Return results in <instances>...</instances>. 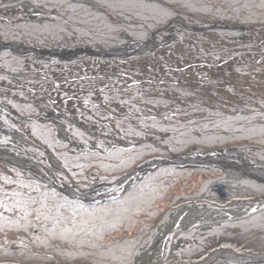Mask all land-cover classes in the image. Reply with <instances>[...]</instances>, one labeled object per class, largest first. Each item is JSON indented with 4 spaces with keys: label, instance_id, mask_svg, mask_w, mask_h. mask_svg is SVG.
I'll use <instances>...</instances> for the list:
<instances>
[{
    "label": "rangeland",
    "instance_id": "1",
    "mask_svg": "<svg viewBox=\"0 0 264 264\" xmlns=\"http://www.w3.org/2000/svg\"><path fill=\"white\" fill-rule=\"evenodd\" d=\"M66 2L98 14L107 13L96 0ZM171 10L173 18L152 30V39H127L111 46H98L89 39L79 46H50L49 36L33 31L35 27L30 30L40 35L35 39L40 43H28L12 35H16L19 29L15 28L20 24L41 27L55 22L56 10L45 9L34 1L0 3V31L4 25L14 27L11 38H0V105L13 115L4 114L1 119L15 134L41 149L0 135V158L10 161H0V264H94L85 257V249L79 245L82 243L56 238L57 245L54 232L44 231L42 223L48 217L55 220L49 225L52 228L64 214L63 199L81 203L58 188L71 185L87 190L94 185H109L156 156L228 152L237 157L230 162L247 161L251 166L264 167L262 126L252 130L256 138L248 141L249 145L236 141L181 155L167 152L170 150L166 143H177L188 131L197 136L234 132L243 135L247 134L244 128L264 125V23L230 26L185 15L177 6ZM110 19L115 25L125 22L118 16ZM65 30L72 39L79 38L77 33ZM67 33L63 34L68 37ZM134 42L143 44L133 46ZM123 46L131 50L122 56H94ZM23 47L29 52H21ZM32 50L45 56L37 58ZM53 51L69 53L50 55ZM48 114L63 123L69 133L67 140L60 139L52 122L37 120ZM237 117L238 123L234 120ZM140 144L165 154L147 155L150 157L129 169L119 168L128 156H116L118 150ZM237 153L242 154L241 158ZM11 162L51 178L56 187L37 181L31 171ZM200 165L195 168L205 171L191 174L187 181L191 185L184 189L190 190L188 194L200 191L199 197L190 201L179 198L171 205L164 222L138 248L130 264H161L172 257L176 261L196 260L219 242L240 244L238 247L242 245L246 254H264V183L236 177L237 170L231 167L223 171L217 166L212 169ZM206 182L207 186L200 190ZM208 186L212 187L210 192ZM242 207L249 210L204 221L203 213L211 216L212 210ZM199 208L201 212L196 211ZM214 223H218V238L213 236L214 229L210 230ZM185 230L188 236L176 235ZM86 232L81 237L86 238ZM64 248L76 257L56 255ZM199 248L204 250L199 253ZM83 255L84 260L77 258Z\"/></svg>",
    "mask_w": 264,
    "mask_h": 264
},
{
    "label": "trees",
    "instance_id": "2",
    "mask_svg": "<svg viewBox=\"0 0 264 264\" xmlns=\"http://www.w3.org/2000/svg\"><path fill=\"white\" fill-rule=\"evenodd\" d=\"M2 1L9 3L34 1L42 7L44 6L45 9L56 10L58 13H56L55 22L47 23L41 27L37 24H28L27 26L20 24L15 28L19 29L15 33L16 35H12V38L17 36L20 40L28 43L32 41L40 43V40H35L40 35H35V32L30 30L35 27L36 29L33 31L38 30L43 33V36H49L50 46L58 44L79 46V43L89 39H92L98 46H111L123 43L127 39L144 40L152 30L173 18L172 6L179 7L183 13L185 12V15L205 17L213 23H224V25L230 26L264 23V0H112L110 2L96 0L107 11L105 14L95 13L94 10L70 4L66 0H0V3ZM112 16L122 18L127 24L125 22L118 25L113 24L110 19ZM4 28L0 31V38L2 40L11 38L10 32L14 30V27L4 25ZM65 28L70 32L77 33L79 38L72 39ZM63 33H67L68 37ZM223 33L226 34V31ZM228 34L231 33L228 32ZM243 119L246 118L243 117ZM234 120L238 123L240 117ZM261 126L264 127V125H260L244 128L247 134L243 135L234 132L213 134L214 136L207 133L197 136L189 135L188 131L181 135L185 138L177 143L167 142L166 147L170 151H166L181 155L204 148L217 149L221 146H228V144L233 145L236 141L239 143L244 141L243 144L240 143L242 146L249 145L251 142L248 141L256 138L251 134L252 130ZM210 137L214 139L212 140ZM205 139L208 141H204ZM150 147L140 144L132 146L130 149L118 150L116 156H128L119 168L129 169L150 157L147 155L165 154L163 150ZM146 148L149 150H144ZM204 171L198 168L182 169L159 166L144 176L141 182L127 189L120 197L90 205L68 202L63 199L61 202L65 203L66 207L64 214L59 217V222L52 228L49 225H52L55 220L53 217H48L49 220L42 223L45 225L44 231L54 232L55 239L67 238L68 242L75 240L82 243L79 245L85 249V257L94 264H130L138 248L148 242L157 227L164 222L171 210V205L179 198L190 201L199 197L200 191L188 194L190 190L184 191V189L191 185V183H187L191 174H201ZM207 184V182L204 183L199 189L203 190ZM211 188L208 186L207 192H210ZM85 230L87 231L86 238H83L81 235L85 233ZM188 233L184 232L183 237L188 236ZM240 234L244 236L246 232L240 231ZM112 236L113 240L111 241L109 239ZM55 243L58 245L57 239ZM73 245L76 249L78 248V244ZM62 250L63 252L59 250L56 255L70 254L69 249ZM203 250V248H199L198 252L201 253ZM70 256L76 257L73 254ZM77 258L84 260V255L77 256Z\"/></svg>",
    "mask_w": 264,
    "mask_h": 264
},
{
    "label": "bare ground",
    "instance_id": "3",
    "mask_svg": "<svg viewBox=\"0 0 264 264\" xmlns=\"http://www.w3.org/2000/svg\"><path fill=\"white\" fill-rule=\"evenodd\" d=\"M14 49V47H11ZM24 48V47H23ZM24 51L21 52H29V50H26L25 48L22 49ZM131 50V49H130ZM69 51V50H68ZM68 51L65 52H57L53 51L50 53V55H55L59 56L58 54H67L69 53ZM129 48H116L113 53L114 54H122L125 52H128ZM31 52V51H30ZM72 52V51H70ZM32 53L37 57V58H43L45 55L44 53L41 54V52L38 51H33ZM62 54V55H63ZM106 54V53H105ZM108 55V54H106ZM12 115L9 110H7L5 107L0 105V135H8L12 138H19L24 141V143H27V140L25 138L20 137L18 134H15L9 127L6 126L5 122L1 119L3 115ZM13 116V115H12ZM41 121L45 119L51 120L58 132H59V137L62 140H67V137L69 136V133L65 130L63 123L57 122L50 117L47 118H40ZM242 154L237 153L238 158H241ZM236 153H232L231 155L228 152H213V153H199L198 155H194L192 157H184V159H174V160H168V159H157L155 161L146 163L139 167L138 169L134 170L133 172L124 175L118 179H115L113 183L109 185H104L101 187H98L94 185L92 188H89L87 190H81L79 188H74L71 185H68L63 188H58L57 191L62 193L63 195H68L71 198H77L80 200H85L87 202H92L93 200H98V199H107L116 196L117 194L121 193L125 188L130 186L132 183L135 181H138L142 174L145 173L147 169L152 167L155 164H165V163H176L178 165L180 164H206L210 166H217L218 169H221L223 171L227 170L228 168H233L237 170L236 174H234L236 177L238 176H246L249 178L256 179L258 181L264 182V167H254L249 165L247 161L243 162H230L231 158H237L235 157ZM20 167H22L24 170H30L29 166H25L22 163L18 164ZM240 171V172H239ZM239 172V173H238ZM32 175L37 179L39 182L43 183H51L52 185L55 186L53 180L48 177H42L38 176L37 174ZM233 175V177H234ZM230 176V178H233ZM234 177L233 179H235ZM114 186V188H112ZM56 187V186H55ZM57 189V188H56ZM249 210L248 207H242L239 208L238 210H212L210 215H206L203 213L204 216V221H211L212 219H220V218H225L229 216H236L244 213L245 211ZM197 212H201V208L196 210ZM213 216V217H212ZM177 220H174L173 222L176 223ZM196 221V220H195ZM190 224V223H189ZM187 226L188 224H184ZM219 245V246H218ZM240 244H234V243H223L219 242L217 243L216 246L213 250L201 254L198 256L196 260H181V261H176L172 258L165 260L161 264H251V263H258V262H264V254H258V253H250L246 254L240 247H238ZM241 250V251H239Z\"/></svg>",
    "mask_w": 264,
    "mask_h": 264
},
{
    "label": "water",
    "instance_id": "4",
    "mask_svg": "<svg viewBox=\"0 0 264 264\" xmlns=\"http://www.w3.org/2000/svg\"><path fill=\"white\" fill-rule=\"evenodd\" d=\"M154 34H151V36H150V38L149 39H152V36H153ZM141 44H143V43H141V42H137V43H134V44H132L133 46H138V45H141ZM122 48H125V46H123ZM128 48V47H127ZM127 48H125V49H127ZM116 48H114V49H111V50H108V51H106V52H102L103 53V55H100V54H94V56H104V57H111V56H122L123 55V53L122 54H114L113 53V51L115 50ZM130 49V48H129ZM108 54V55H106V54ZM186 166H189V165H183V167H186ZM87 203V202H86Z\"/></svg>",
    "mask_w": 264,
    "mask_h": 264
}]
</instances>
